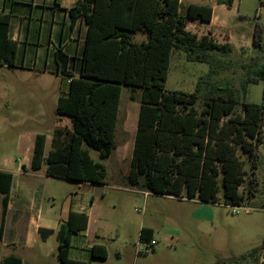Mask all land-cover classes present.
I'll return each mask as SVG.
<instances>
[{
	"label": "trees",
	"instance_id": "1",
	"mask_svg": "<svg viewBox=\"0 0 264 264\" xmlns=\"http://www.w3.org/2000/svg\"><path fill=\"white\" fill-rule=\"evenodd\" d=\"M234 0H217L231 7ZM73 23L84 20L87 27L84 50L79 58L64 48L56 50L58 72L69 81L67 95L59 99L57 114L71 119V126L53 132L51 149L45 157L46 135L35 140L32 170L42 169L54 178L105 185L108 170L96 162L90 149L109 159L117 148L123 86L142 91L136 138L127 180L136 190L155 195L198 199L238 206L257 198V181L252 178L247 191L245 171L239 152L257 158V146L264 142V105L239 96L229 80L212 83L214 76L231 70L237 54L230 43H219L210 35L199 37L186 29L187 20L210 22V6L190 5L181 14L180 0H78L69 10ZM11 13L0 12V65L15 66L17 43L9 37ZM264 28L257 25L254 53L242 60L241 88L264 80ZM142 35L145 39L138 41ZM185 52L192 62L207 63L210 71L201 77L192 93L167 92L171 55ZM78 63H77V62ZM209 83L201 111L197 103L201 89ZM135 100V95H131ZM241 108L240 112L237 109ZM254 164H256L254 162ZM13 174L0 171V198L6 213ZM87 214L71 213L69 233L60 244L61 264H88L70 258L72 234L87 230ZM48 236L52 230L40 229ZM154 231L143 227L141 241H153ZM264 242L242 258L261 263ZM92 256L104 260L107 248L94 245ZM0 264H23L21 258L0 256Z\"/></svg>",
	"mask_w": 264,
	"mask_h": 264
},
{
	"label": "rangeland",
	"instance_id": "2",
	"mask_svg": "<svg viewBox=\"0 0 264 264\" xmlns=\"http://www.w3.org/2000/svg\"><path fill=\"white\" fill-rule=\"evenodd\" d=\"M223 21L230 32L241 33V41H230L241 47L236 48L237 54L225 56L233 61V68L220 72L211 82L229 79L243 100L264 105V80L249 84L245 95L241 88V52L244 62L255 55V30L257 25L264 28V0H236L231 8L216 6L215 25ZM142 38L138 35L136 39L140 41ZM209 71L207 63L189 61L184 51L174 49L165 83L166 91L192 93L199 79L207 76ZM34 86L36 83L30 81L22 83L14 91H0V120L8 116L16 118L15 124L13 120L10 124L0 123V158L2 154L13 156L15 161L21 158L19 136L33 139L36 134L48 135L57 127L72 125L69 117L56 118L54 114L53 102L61 93L57 90L42 92ZM208 88L209 83L202 86L197 103L199 111L204 107ZM132 94L135 100L131 99ZM141 97L140 89L133 93L131 87L123 86L116 129L117 148L113 155L102 160L98 151L90 149L92 158L107 168L108 177L106 185L99 188L95 205L89 211V230L73 238V245L78 247L73 254L88 264H261L262 259L259 263L242 257L264 242V142L257 146L256 159L239 152L246 173L242 191H247L252 178L257 181V198L248 203L253 208L249 213L234 214L222 195L218 203L206 204L185 197L151 193L145 196V192L134 189L127 180ZM240 111L241 108H238L237 112ZM18 117H21V123H17ZM2 139H5L4 145H1ZM47 185L54 198L47 200L48 206L54 207L49 218L51 224H57L67 215L71 194L79 189L76 184L57 179L49 180ZM142 224L154 229V248L141 241ZM92 244L104 245L107 258L92 260L85 255L81 248ZM29 253L31 255L25 258V264H61L56 257L57 235H52L46 242L41 234L38 235L36 250Z\"/></svg>",
	"mask_w": 264,
	"mask_h": 264
},
{
	"label": "crops",
	"instance_id": "3",
	"mask_svg": "<svg viewBox=\"0 0 264 264\" xmlns=\"http://www.w3.org/2000/svg\"><path fill=\"white\" fill-rule=\"evenodd\" d=\"M77 1L0 0V12L11 13L12 15L9 37L17 43L15 66L0 65V70L2 71L0 74V91H14L22 83L30 81L36 83L34 88L39 89V91L52 92L57 90L61 94L53 102L56 118H61L59 117L61 115L57 114L59 99L67 95L69 91V81L58 72L56 50L62 47L71 57L76 58H79L84 50L87 27L84 20H78L73 23V19L69 14V10ZM180 1L181 14L184 16H186L187 8L190 5L210 6L213 9V18L210 22L188 19L186 26L188 31L197 34L199 37L210 35L219 43L232 44L230 42L232 39L241 41V33L234 34L230 32L224 21L218 22L215 25V7H225L226 5L219 4L217 0ZM235 3L236 0L233 1L231 7ZM214 28L219 30H214ZM143 39H145L144 36L141 40ZM234 46L236 48L241 47L239 44H234ZM12 120V123L15 124L16 118H10L9 116L1 119L0 123L10 124ZM17 123H21V117L17 118ZM54 130L52 134H45V157L50 152ZM37 135L33 139L30 136H19L18 149L19 153H22V156L17 161H15L13 156L6 154H2L0 158V171L13 174L8 208L0 222V256L2 259L16 256L21 258L23 264H25V258L27 259L31 255L29 252L36 250L37 236L40 235V229L52 230V235L58 236L59 252L61 242L69 233L68 219L70 214L84 213L89 217L87 230L72 234L69 251L70 258L82 261V259L77 258L73 254V250L78 249V247L76 248L73 245V238L75 236H82V234L89 230V211L95 205L99 188L106 184L100 185L48 176L46 174V163L42 169L38 171L32 170V157ZM1 143V145H4L5 139H2ZM51 179L76 184L79 189V191L71 194L72 197L67 215L57 224H51L52 221L49 216L54 207L52 205L49 207L47 204V200L51 201L54 199L53 193L47 185V182ZM147 194L149 193L145 192V196ZM192 200L202 202L198 199ZM0 211H3L2 197L0 198ZM143 227L142 224L141 229ZM52 235L48 236V232L44 231L43 241L46 242ZM153 241L155 242V231ZM94 245L99 244H92L81 249L92 260H98L92 256ZM56 257L59 260L58 253Z\"/></svg>",
	"mask_w": 264,
	"mask_h": 264
},
{
	"label": "built area",
	"instance_id": "4",
	"mask_svg": "<svg viewBox=\"0 0 264 264\" xmlns=\"http://www.w3.org/2000/svg\"><path fill=\"white\" fill-rule=\"evenodd\" d=\"M230 208L232 209L234 214H238L240 212L249 213L253 210V208L250 207L248 203H243V204L238 205V206H230ZM155 245H156V243L154 241L147 243L148 247L154 248Z\"/></svg>",
	"mask_w": 264,
	"mask_h": 264
},
{
	"label": "water",
	"instance_id": "5",
	"mask_svg": "<svg viewBox=\"0 0 264 264\" xmlns=\"http://www.w3.org/2000/svg\"><path fill=\"white\" fill-rule=\"evenodd\" d=\"M261 264H264V255L262 256V263Z\"/></svg>",
	"mask_w": 264,
	"mask_h": 264
}]
</instances>
